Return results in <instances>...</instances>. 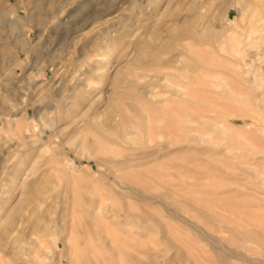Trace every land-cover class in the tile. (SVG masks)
I'll list each match as a JSON object with an SVG mask.
<instances>
[{"label": "rangeland", "instance_id": "374dc122", "mask_svg": "<svg viewBox=\"0 0 264 264\" xmlns=\"http://www.w3.org/2000/svg\"><path fill=\"white\" fill-rule=\"evenodd\" d=\"M2 263L264 264V0H0Z\"/></svg>", "mask_w": 264, "mask_h": 264}, {"label": "bare ground", "instance_id": "6f19581e", "mask_svg": "<svg viewBox=\"0 0 264 264\" xmlns=\"http://www.w3.org/2000/svg\"><path fill=\"white\" fill-rule=\"evenodd\" d=\"M41 2H42V0H41ZM43 4V3H42ZM39 7V6H38ZM40 11V10H39ZM14 28V27H13ZM16 30V29H15ZM247 39V38H246ZM230 43L232 44V46H231V51H233V52H237L238 50H239V48H240V46H241V42L239 41V39L238 38H235V37H231L230 38ZM251 43H249V44H247V47L250 45ZM242 50V49H241ZM240 50V51H241ZM108 51H110V49H108ZM109 53V52H108ZM106 55V54H105ZM109 55V54H108ZM103 57V56H102ZM106 57V56H105ZM107 57H109V56H107ZM112 63V62H111ZM99 67V66H98ZM101 67V66H100ZM104 69V68H103ZM123 72V71H122ZM99 73V72H98ZM131 73V72H130ZM118 74H119V72H118ZM120 75V74H119ZM123 75V74H122ZM121 76V75H120ZM118 77V76H117ZM122 80V79H121ZM90 81V80H89ZM260 87V86H259ZM260 89V88H259ZM79 100V99H78ZM101 101V100H100ZM77 102H79V101H77ZM97 103V102H96ZM98 103H99V100H98ZM97 103V104H98ZM78 104H80V103H77V105ZM100 104V103H99ZM77 105L75 106V108L77 107ZM80 105H82V101H81V104ZM73 108V107H72ZM75 108H73V109H75ZM73 109H71L70 110V112L71 111H74ZM74 113V112H73ZM76 113V112H75ZM74 113V114H75ZM88 115V114H87ZM86 115V116H87ZM76 116V115H75ZM79 117H80V115H79ZM76 118V117H75ZM85 118V117H84ZM91 119V118H90ZM100 119V118H99ZM79 120V119H78ZM88 120H89V118H88ZM84 121V120H83ZM86 121V120H85ZM97 121V120H96ZM77 122V121H76ZM89 122V121H88ZM98 122V121H97ZM84 123V122H83ZM99 123V122H98ZM73 124V123H72ZM101 124V123H100ZM70 125H71V121H70ZM89 125H90V122H89ZM104 125L105 124H103V127H104ZM72 126V125H71ZM88 126V125H87ZM91 126V125H90ZM102 126V125H101ZM106 126V125H105ZM75 128V127H74ZM79 128V127H78ZM75 130V129H74ZM80 130H81V128H80ZM125 131V130H124ZM74 132V131H73ZM75 133V132H74ZM82 134H83V132H82ZM95 136V135H94ZM129 136V135H128ZM75 137V139H76V136H74ZM74 137H71V139H69V143H70V140H73L74 139ZM80 137V136H79ZM69 138V137H68ZM81 138V137H80ZM88 139V138H87ZM23 185V184H22ZM26 187V185H24V188ZM23 189V188H22ZM25 189H27V188H25ZM24 190V189H23ZM25 192V191H24ZM23 196H25V194H22V197L21 198H23ZM27 197V196H26ZM20 198V202H19V205L15 208V209H13V211L9 214V215H7V218L5 219L6 220V222H5V220H4V222H5V228L6 227H9V225H12L11 223H12V221H13V217H14V215H17V214H19V213H21L22 212V207H23V205L25 204V199L23 198V199H21ZM27 203V202H26ZM25 206V205H24ZM11 211V210H10ZM5 218V217H4ZM38 223V222H37ZM36 226V225H35ZM39 226V225H38ZM31 230H32V228H31ZM30 230V231H31ZM35 232V231H34ZM31 233H32V231H31ZM37 234V233H36ZM35 235H33V234H31V237L29 238L30 240L31 239H33V242L36 244V246L39 248V249H42L43 248V243L39 240H37V239H35V238H33ZM34 245V244H33ZM3 264V263H2Z\"/></svg>", "mask_w": 264, "mask_h": 264}]
</instances>
